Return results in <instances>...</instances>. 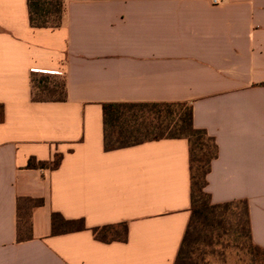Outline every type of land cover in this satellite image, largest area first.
Returning <instances> with one entry per match:
<instances>
[{
	"label": "crops",
	"instance_id": "0c3cea01",
	"mask_svg": "<svg viewBox=\"0 0 264 264\" xmlns=\"http://www.w3.org/2000/svg\"><path fill=\"white\" fill-rule=\"evenodd\" d=\"M42 73L64 78L65 100H32ZM152 101L191 104L218 146L211 202L245 199L264 247V0H65L57 28L31 27L27 0H0V264H174L188 140L104 148L102 103ZM56 154L57 168L27 165ZM53 212L85 228L54 234ZM121 222L125 241L93 234Z\"/></svg>",
	"mask_w": 264,
	"mask_h": 264
},
{
	"label": "trees",
	"instance_id": "16d2710c",
	"mask_svg": "<svg viewBox=\"0 0 264 264\" xmlns=\"http://www.w3.org/2000/svg\"><path fill=\"white\" fill-rule=\"evenodd\" d=\"M65 0H27L29 24L35 28H57L62 23ZM34 73V72H33ZM46 76V77H42ZM41 77L40 79H37ZM53 80L49 86L48 80ZM61 79V80H60ZM31 98L33 101L66 99L63 77L50 74L31 75ZM35 88L40 93L35 94ZM1 107V106H0ZM104 148L111 150L163 138H186L189 143L191 176V214L174 264H196L194 254L203 230L208 226L233 227L239 237L240 249L244 251V264H264V247L253 242L245 199L213 203L206 191L207 174L211 162L218 155V146L213 136L205 129L193 125L192 106L183 101L152 102H104ZM1 120V119H0ZM61 154L50 161L30 158L29 167L57 168ZM34 204H41L35 200ZM239 205L241 206L238 210ZM30 230L28 219H21L19 230ZM85 228L83 218L67 219L59 212L51 214L52 233H65ZM94 236L104 242L127 239V224L103 225L92 228ZM242 240V243H241Z\"/></svg>",
	"mask_w": 264,
	"mask_h": 264
},
{
	"label": "rangeland",
	"instance_id": "374dc122",
	"mask_svg": "<svg viewBox=\"0 0 264 264\" xmlns=\"http://www.w3.org/2000/svg\"><path fill=\"white\" fill-rule=\"evenodd\" d=\"M40 78L38 77L37 79ZM48 84L52 86L53 80L49 78ZM34 91L37 95L49 96L47 93H40L37 88ZM240 208L241 206L239 205L238 210ZM239 242V237L234 232L233 227L208 226L203 230L199 244L196 246L195 263L244 264V251L240 249Z\"/></svg>",
	"mask_w": 264,
	"mask_h": 264
},
{
	"label": "built area",
	"instance_id": "2783aa9c",
	"mask_svg": "<svg viewBox=\"0 0 264 264\" xmlns=\"http://www.w3.org/2000/svg\"><path fill=\"white\" fill-rule=\"evenodd\" d=\"M211 2L216 5L222 3V0H211Z\"/></svg>",
	"mask_w": 264,
	"mask_h": 264
}]
</instances>
